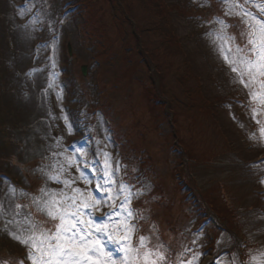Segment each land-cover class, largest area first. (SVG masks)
I'll list each match as a JSON object with an SVG mask.
<instances>
[{
    "label": "rangeland",
    "instance_id": "374dc122",
    "mask_svg": "<svg viewBox=\"0 0 264 264\" xmlns=\"http://www.w3.org/2000/svg\"><path fill=\"white\" fill-rule=\"evenodd\" d=\"M94 1L96 5H89L90 8L83 11L85 5L72 8L75 0H0V260L3 264H31L27 258L29 249L13 239L10 233L27 236L32 224L37 225V231L54 230L58 220L53 221L37 211L33 203L34 197H41V188L56 193L64 189L62 183L48 179L49 176L59 175L61 181L75 178V183L65 189L69 194L72 188H80L85 190V195L88 190H92L95 198L103 199V193L95 191L99 174L94 176L90 170L97 165L101 169L108 166L110 172L114 170L111 194H115L121 183L127 185L132 194L125 209L132 211L133 215L127 223L135 225V228L128 233L119 230L124 222V215L119 218L120 224H108L114 240H122L127 235L125 245L129 246V263L174 264L188 249L191 254L198 253L199 257L202 255L205 245L203 237L208 227L205 222L200 227L196 223L200 213L194 216V222L187 224L191 213H188L189 209L185 212V204L181 200L184 193L180 192L178 195L174 192L177 186L180 189L177 180L181 178L184 181L190 175L193 178H189L191 185L185 194H194L198 189V194L205 197L211 208L215 202L220 210V219L232 234L239 235L240 220L243 219L248 224L245 226L248 232L245 254L248 255L249 262L241 260L239 252L226 247L227 236L224 233L223 238L217 242L216 250L219 253L212 263L264 264V241L261 238L264 233V217L260 214V209L264 206L253 200L259 189L257 184L264 183V103L260 102V96L264 95L260 82L264 81V76L257 77L250 87L241 83L238 72H232L230 63L224 60L221 52L223 45L214 36H220L219 24L216 22L215 29L211 27L215 24L212 15H219L217 18L227 25H223V36L227 44L225 49H231V56L236 59L249 54L248 48L251 45L247 44L248 36L242 40L235 32L236 29H245L250 30V33L254 31L249 27L250 24L258 26L257 20L243 15L241 11L243 8L254 14L249 9L248 1L164 0L168 4L188 9L182 15L175 11L167 16L175 34L183 37L182 40L174 38V43L170 45L173 49H168L175 55L171 61L175 68L173 73L176 86H170L175 83L165 75H147L146 71L141 72L139 79L148 83L141 84L134 79L128 82L132 78L130 69L135 68L134 65L126 64V56L123 58L118 54H109L121 50L125 52V46L135 47L132 36H139L137 39L149 47H157V54L162 52L163 33H150L149 25L139 19L142 16L134 18V22L125 23L121 20L125 15L131 17L127 13L128 9L139 4L140 0ZM258 3L262 6L264 0H258ZM22 7L27 9L23 14L20 11ZM257 9L260 10L261 20H264V11L261 7ZM181 16L197 18L201 23L200 27L193 20H186ZM60 17H63L62 21H58ZM211 20V28L207 31L204 25ZM152 22V27L154 25L161 28L162 20ZM83 26L85 34L100 35L96 54H89L94 48L90 47L89 51L83 42L86 40L81 36L83 41L79 39L77 32ZM199 31L203 34H199ZM84 33L81 31V34L85 35ZM109 37L114 39L119 49L114 44L112 50L107 49L108 44L104 38ZM231 37L234 39H230ZM66 41L74 51L73 56L77 58L74 65L73 61L66 59ZM237 47L243 51L237 53ZM156 49H153V53H156ZM160 57L159 55L158 58ZM80 63L87 66L84 77L80 74ZM96 64L101 67L96 69ZM239 67L242 66L238 65ZM95 70H98L97 75ZM149 70L153 72L152 69ZM70 72L71 75L67 76ZM66 77L85 79H80L85 88L79 91L74 83L70 85ZM154 80L159 83L152 87L151 82ZM243 80L248 81L247 74L243 76ZM113 82L119 83L116 90H121L115 93L110 91L105 100L95 102L96 107L99 105L100 110L106 114L94 116L91 109L85 110L88 100L83 91L92 93L93 97L89 99L94 102L99 100L97 88L95 92L94 88H111ZM129 89H137L139 98L133 97L125 101V97L136 93ZM250 91L257 93L255 100L250 96ZM170 93L178 100L174 98L177 110L187 115L183 125L187 128L185 131L180 125L175 127L176 132L167 127L169 122L164 111L168 109V105L161 109L155 108L153 113L144 106L152 94L166 98ZM187 98L194 99L196 103L194 108L190 106L188 112L184 109ZM149 104L154 106L153 102ZM136 108L141 109L142 116ZM180 113L177 115L181 118ZM139 117L142 120L137 122ZM159 122L164 125L157 129ZM159 130H162L161 134L158 133ZM172 132L173 135L176 134V142L174 139L172 141ZM72 133L75 134V139L70 141ZM77 136L90 139L91 148L86 142L81 143ZM116 136L121 137L120 141L125 144L128 152H132L129 151L130 146L148 148L145 151L136 148L137 151L133 153L149 168L148 173L143 171V176L146 178L151 172V178L159 183L156 192L165 199L161 200L164 204L160 200L157 202L159 197L152 196L154 192L147 185L145 187L152 197L147 194L148 199L141 200V203L144 202L143 209L139 203L141 198L137 201L138 207L132 204L135 197L133 195L138 196L141 191L136 189L134 182L144 178L137 171V178L133 179V183L125 182L128 176L134 177V166L127 155H122L119 161V148L113 143ZM215 147L220 148L218 152L221 158L219 155L215 157L214 161L219 162L210 166ZM76 149L82 151L77 153ZM181 152L185 156L183 161L187 164L179 169ZM68 160H78L79 163L74 162L68 167ZM236 161L242 166V172L236 168ZM85 163L90 167L83 168ZM78 167L93 181L91 184L80 179L82 173L77 170ZM167 172L168 177L176 174L180 178L159 179L164 178ZM244 176H248V179H244ZM10 189H15V192ZM260 194V200L264 203V188L257 196ZM16 195H20L19 198ZM127 195L128 191L116 198L115 203L109 200L108 204L118 207L120 200ZM191 197L196 201L194 195ZM147 203L155 205L152 211ZM108 204L101 203L95 209H86L85 217L90 215L96 223L101 222L105 213L110 211ZM17 205L20 207L17 208ZM199 208L201 206L196 204L195 211ZM97 217L102 219L96 220ZM194 223L193 228H198L193 234L198 239L196 242L188 234ZM166 225L174 227L172 234L167 232ZM103 236H100V241ZM141 237L144 238L143 241ZM255 242L259 244L255 246ZM113 246L115 245L112 243L108 244L109 250L102 253L108 264L113 262L108 260L106 253L114 252ZM123 251L125 248L115 255L120 257L117 254ZM215 252H208V256L200 258L198 262L208 264L211 254ZM100 260L105 263L103 259ZM115 263L121 264L122 260L117 258Z\"/></svg>",
    "mask_w": 264,
    "mask_h": 264
},
{
    "label": "snow or ice",
    "instance_id": "6c2138e0",
    "mask_svg": "<svg viewBox=\"0 0 264 264\" xmlns=\"http://www.w3.org/2000/svg\"><path fill=\"white\" fill-rule=\"evenodd\" d=\"M258 7H261L262 11H264V5ZM26 10V8L22 7L20 10L21 14ZM241 11L252 20L258 21V26L255 24L249 25L250 28L254 29V31L247 34V44L251 45L248 48L250 55L245 54L236 59L231 56V49L221 47V52L224 54V59L230 63L231 71L238 72L241 83H245L246 87H250L257 77L264 76V20H258L246 9L241 8ZM217 22L224 25L223 20H218ZM224 26L227 27V25ZM230 39H234V37ZM242 51L243 49L237 47V53ZM238 65L242 67L238 68ZM245 74L248 76L247 82L243 80ZM260 86L261 89H264V81L260 82ZM250 96L255 100L257 93L250 91ZM260 102L264 103V95L260 96ZM253 112L255 116V110ZM80 151L82 150L76 149L77 153ZM74 162L79 163L78 160H68V167H71ZM89 167L87 163L83 165V168ZM77 170L82 173L80 179L86 180L89 184L93 182L83 172L82 168L78 167ZM90 170L94 176L97 175V169L92 167ZM113 177L114 170L110 172L108 166H104L99 170V179L96 180L95 191L103 193V199L95 198L92 190H88L87 195H85V190L80 188H72L71 194H69L65 189L75 183V178L61 181L59 175L48 177L50 180L62 183L64 189L56 193L53 190L41 188V197H34L33 203L36 205L37 211L44 213L53 221L58 220V223L54 225V230L40 229L37 231V225L32 224L27 236L10 233L13 239H16L29 249L27 258L31 261V264H103L99 259L102 254V248L105 247L101 245V235L107 236L110 243L119 245L114 252L106 253L109 259L114 264L115 259L120 258L122 264H124L129 251H123L120 257H117L115 253L121 252V249L125 248L127 235L122 240H114L112 238L113 232L109 230L108 224H120L119 218L124 215V222L119 230L128 233L135 228V225H128L127 223L133 215L132 211L125 209V205L131 200L132 194L128 190V186L123 183L119 185L114 195L111 194L112 184L114 183ZM101 180L103 181L102 183ZM10 191L15 192V189H10ZM126 191H128V195L123 200H120L118 207L108 204L109 200L115 203L116 198L123 195ZM45 197L47 198L45 199ZM101 203L108 204L110 208V211L105 213L101 222L96 223L90 215L85 217L86 209H95ZM19 207L17 205V208ZM143 239L141 237V241Z\"/></svg>",
    "mask_w": 264,
    "mask_h": 264
},
{
    "label": "trees",
    "instance_id": "16d2710c",
    "mask_svg": "<svg viewBox=\"0 0 264 264\" xmlns=\"http://www.w3.org/2000/svg\"><path fill=\"white\" fill-rule=\"evenodd\" d=\"M178 6V5H177ZM175 4H168L166 3L164 0H140V3L137 5H132V9H128V15L130 14V16L132 17H128V16H123V18L121 20H123V22H134L135 19L134 18H139L138 15L142 16L139 19H141L143 22L147 23V25H149L150 28V33L151 31H155V32H162L163 36L161 38V50L162 52H158L157 54V47H149L147 46L145 43H143L142 41H140L139 36H132V40H134L133 45L135 47H127L128 50H125V52L121 51H115L109 54L111 56H115L116 54H118L120 57L123 56V58L127 59L126 64L127 65H134L135 68L130 69V71L134 70V69H144V71H146V73H149V69H152L157 72H161V71H175V68L173 66V62L171 61V59L175 56L173 55V52L168 49H173L170 45H172L174 43V38L175 40L178 39L177 35L175 34V32L173 31V29L171 28V24H170V20L168 19V15H170L172 12H182L183 8H181L180 6L177 7ZM178 8V9H177ZM177 14V13H176ZM159 21L162 20V26L161 28L156 27L152 24V21ZM122 34L127 35V33L122 32ZM107 38H104V41L107 42L106 40ZM113 43L115 45V42L113 40ZM113 43H108V50H112L113 47ZM126 47V46H125ZM110 48V49H109ZM130 49V50H129ZM137 49V50H136ZM153 49L156 53H153ZM130 51H134V52H130ZM120 53V54H119ZM125 55H123V54ZM161 56L160 58H158V56ZM135 56H140V58H136ZM157 56V57H156ZM116 66V65H115ZM134 73V72H133ZM183 82V81H182ZM185 84V81H184ZM116 86V84H115ZM106 88V87H105ZM110 90H115V88L111 87ZM131 91H135L136 93L131 95L130 97L128 96L126 99L129 101L131 100L133 97L136 96H140V93L137 89H130ZM101 91V90H99ZM104 96V94L102 95ZM98 97L101 98L100 94H98ZM154 94H152L150 96L149 99L152 98L153 100ZM158 99H156V103ZM161 101V100H160ZM163 102V101H162ZM160 108L163 107L164 103L158 104ZM156 107V108H159ZM150 110L155 109V108H149L146 107ZM159 108V109H160ZM141 109L136 108V111L138 112ZM180 125L182 127V130L185 131L187 130V128H185L183 126V124H176V125H172L170 124L171 128H173L174 126H178ZM173 131L176 132L175 127L173 128ZM143 134V133H142ZM173 136L172 140L176 138V134L173 132L171 134ZM143 151H145L144 149H141ZM212 155H211V160L214 159L217 156V153H215V151H212ZM139 159V158H138ZM140 162L143 165V160L140 159ZM210 165H211V161H210ZM208 207H210L208 205ZM210 211L215 214L217 216V218L219 219V214H220V210L219 208H217L216 203H213V208H209ZM220 220V219H219Z\"/></svg>",
    "mask_w": 264,
    "mask_h": 264
},
{
    "label": "bare ground",
    "instance_id": "6f19581e",
    "mask_svg": "<svg viewBox=\"0 0 264 264\" xmlns=\"http://www.w3.org/2000/svg\"><path fill=\"white\" fill-rule=\"evenodd\" d=\"M199 34H203L202 33V31H199ZM109 40L113 43V38L112 37H109ZM144 70H142V69H139L138 71H137V73H135L134 74V77H135V81H137V82H140L141 84L143 83V84H146V83H148V81H144V82H141L140 81V74H141V72H143ZM115 83L116 82H113V84H112V86L113 85H115ZM170 85V84H169ZM151 86L152 87H154L152 84H151ZM170 86H172V85H170ZM142 88L144 87L143 85L141 86ZM135 99H137V98H139V96H136V97H134ZM162 98H163V96H159V95H154V97H153V100H152V98L151 99H148V101H146L145 102V105L147 106V107H149V108H156V107H159V105L158 104H161L162 103ZM156 99H158L157 100V102L158 103H156ZM161 100V101H160ZM150 102H153L154 103V106H150ZM160 108V107H159ZM181 124H183V125H185V123H182V122H180ZM175 141L174 142H176V138L174 139ZM131 143H134L133 141H131ZM136 144V143H135ZM143 144V143H142ZM143 145H145V144H143ZM133 148H138V147H133ZM139 150H141V149H144V150H148V148H146V147H143V148H138ZM143 151V150H142ZM129 155H131V156H135L134 155V153H131V152H129ZM187 163H185L184 165H186ZM264 209H260V214H261V216H262V218L264 217ZM245 226H248V224H246L245 223V220H240L239 221V235L237 236V235H235V234H232L229 230H228V228H221V229H219L218 230V232H220V234L222 235V238H223V234L224 233H226V236H227V238H226V242H227V245H231V246H234L235 248H237L238 250H240L244 255H247V254H245V250L247 249V244H246V242H247V234H248V232H247V230H245ZM248 231H250V230H248ZM262 240L264 241V233H262ZM226 242H225V245H226ZM256 244H259V243H257V242H255V246H256ZM260 244H262V243H260ZM260 248V247H259ZM248 256V255H247ZM213 261V260H212ZM212 261H210V264H213L212 263Z\"/></svg>",
    "mask_w": 264,
    "mask_h": 264
}]
</instances>
